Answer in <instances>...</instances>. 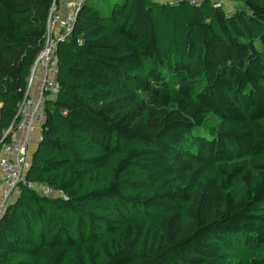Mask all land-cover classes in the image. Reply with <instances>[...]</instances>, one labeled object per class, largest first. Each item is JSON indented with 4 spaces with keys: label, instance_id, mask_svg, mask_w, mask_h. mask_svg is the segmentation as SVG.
<instances>
[{
    "label": "trees",
    "instance_id": "trees-1",
    "mask_svg": "<svg viewBox=\"0 0 264 264\" xmlns=\"http://www.w3.org/2000/svg\"><path fill=\"white\" fill-rule=\"evenodd\" d=\"M52 1L0 0V148ZM223 1L82 3L26 159L64 198L21 189L0 264H264V0Z\"/></svg>",
    "mask_w": 264,
    "mask_h": 264
},
{
    "label": "built area",
    "instance_id": "built-area-1",
    "mask_svg": "<svg viewBox=\"0 0 264 264\" xmlns=\"http://www.w3.org/2000/svg\"><path fill=\"white\" fill-rule=\"evenodd\" d=\"M155 1L167 2L170 5L179 2ZM188 1L191 4H199L203 0ZM83 2L85 0H53L49 7L43 48L30 68L23 98L17 107V122L3 133L7 142L0 148V213L7 204L20 196L22 188L34 190L45 198H64L61 192L49 186L33 184L25 178L29 165L26 160L27 148L30 134L35 128H38L40 133L44 123V102L54 99L58 93V68L54 54L58 44L64 42L71 34L76 13ZM213 4L214 7L221 6L218 0Z\"/></svg>",
    "mask_w": 264,
    "mask_h": 264
},
{
    "label": "rangeland",
    "instance_id": "rangeland-1",
    "mask_svg": "<svg viewBox=\"0 0 264 264\" xmlns=\"http://www.w3.org/2000/svg\"><path fill=\"white\" fill-rule=\"evenodd\" d=\"M106 1H110V2H113V3H116V2H120L121 0H89L88 3L89 5L93 6V7H96V6H100L102 3H105ZM215 0H212V2H214ZM222 8H224L225 12L226 13H230L232 12V8H233V5L231 3H227L226 1H223L222 0ZM208 124L209 125H216V121L213 120V119H210L208 121Z\"/></svg>",
    "mask_w": 264,
    "mask_h": 264
},
{
    "label": "crops",
    "instance_id": "crops-1",
    "mask_svg": "<svg viewBox=\"0 0 264 264\" xmlns=\"http://www.w3.org/2000/svg\"><path fill=\"white\" fill-rule=\"evenodd\" d=\"M72 2H79V0H71ZM85 1H89V0H85ZM40 138V133L38 128H35L34 131L30 134L29 136V144H28V148H27V157L29 158L31 153L34 151L35 147L38 144ZM1 202V200H0Z\"/></svg>",
    "mask_w": 264,
    "mask_h": 264
}]
</instances>
